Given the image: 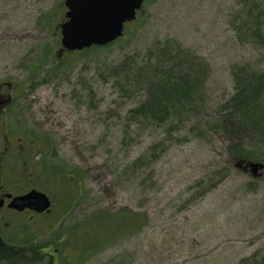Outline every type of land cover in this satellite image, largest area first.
<instances>
[{"label": "rangeland", "instance_id": "obj_1", "mask_svg": "<svg viewBox=\"0 0 264 264\" xmlns=\"http://www.w3.org/2000/svg\"><path fill=\"white\" fill-rule=\"evenodd\" d=\"M65 11L64 0H0V68L26 82L42 166L65 169L59 177L85 171L76 193L77 181L51 180L52 216L29 224L22 247H2L0 264H23L27 252L32 264H48L56 249L58 264H253L264 253V165L232 158L231 143L244 136L215 127L234 70L264 66L263 49L236 29L240 5L145 0L119 42L75 53L61 50ZM167 41L203 59L204 95L182 122L147 121L131 111L147 91L136 76L141 61L157 67ZM121 208L142 212L143 227L81 256L79 227Z\"/></svg>", "mask_w": 264, "mask_h": 264}, {"label": "trees", "instance_id": "obj_2", "mask_svg": "<svg viewBox=\"0 0 264 264\" xmlns=\"http://www.w3.org/2000/svg\"><path fill=\"white\" fill-rule=\"evenodd\" d=\"M244 14V20L236 29H244L248 42H252L263 49L264 53V4L261 0H236ZM245 37V36H243ZM122 38V37H121ZM121 38L107 45H94L85 48L83 52L99 50L116 44ZM75 53L76 51H65ZM79 51V50H77ZM157 67L152 69L148 62L141 61L137 79L140 84H147L144 99L132 112L147 121H167L177 119L182 122L183 117L190 116L199 108L198 102L204 95L200 94L204 86L206 64L203 59L195 56L190 49L180 43L171 45L166 42V47L156 55ZM154 62V63H155ZM125 62L122 64L124 65ZM247 66L234 70V92L227 98L224 107L216 118V129H222L226 134L235 132L244 136L245 142L231 143L229 151L231 157L248 162H260L264 165V66L258 70H246ZM243 70V71H240ZM49 169L48 177L55 181L57 173L64 171ZM85 171L81 174L84 178ZM65 190V189H64ZM67 191V190H65ZM71 195L70 192L66 193ZM142 212H135L128 208L116 211L109 209L100 210L90 216L89 228L85 225L79 227V234L74 233V247L81 251V256L87 252L93 254L100 250L113 239L137 232L143 227ZM35 245L31 250H36ZM262 257H252L253 264H264Z\"/></svg>", "mask_w": 264, "mask_h": 264}, {"label": "flooded vegetation", "instance_id": "obj_3", "mask_svg": "<svg viewBox=\"0 0 264 264\" xmlns=\"http://www.w3.org/2000/svg\"><path fill=\"white\" fill-rule=\"evenodd\" d=\"M26 87V82L12 80L9 73L0 68V249L22 247L18 238L25 237L29 224L41 216H52L57 207L48 169L42 166L39 130H33L29 123L27 125ZM65 173L63 177L58 176V181L65 177H69L73 184L77 181L74 185L76 191L70 192L76 193L83 188L81 176ZM33 190L48 196L49 208L41 210L43 204L37 198L23 199ZM25 245H29V242ZM55 254H47L50 259L48 264L59 263L54 258ZM61 254L65 255L63 249ZM26 256L29 259L20 256L21 262L32 264L34 261L28 252Z\"/></svg>", "mask_w": 264, "mask_h": 264}, {"label": "water", "instance_id": "obj_4", "mask_svg": "<svg viewBox=\"0 0 264 264\" xmlns=\"http://www.w3.org/2000/svg\"><path fill=\"white\" fill-rule=\"evenodd\" d=\"M144 0H65L66 20L61 23V43L69 51L106 45L124 33L125 23L136 18ZM62 49V50H63ZM37 198L41 210L50 207L48 196L31 191L23 199Z\"/></svg>", "mask_w": 264, "mask_h": 264}]
</instances>
